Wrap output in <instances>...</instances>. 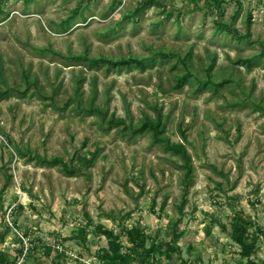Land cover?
Returning a JSON list of instances; mask_svg holds the SVG:
<instances>
[{
	"label": "rangeland",
	"instance_id": "1",
	"mask_svg": "<svg viewBox=\"0 0 264 264\" xmlns=\"http://www.w3.org/2000/svg\"><path fill=\"white\" fill-rule=\"evenodd\" d=\"M262 47L264 0H0V264H111L98 224L129 264H264ZM148 120L161 141L126 129ZM167 143L192 157L187 192ZM240 220L258 238L249 258L231 236ZM132 226L178 249L144 261Z\"/></svg>",
	"mask_w": 264,
	"mask_h": 264
},
{
	"label": "trees",
	"instance_id": "2",
	"mask_svg": "<svg viewBox=\"0 0 264 264\" xmlns=\"http://www.w3.org/2000/svg\"><path fill=\"white\" fill-rule=\"evenodd\" d=\"M217 1L218 0H214ZM213 0H206V3H211ZM221 29L230 31V32H235V29L228 26V24L221 23L220 24ZM262 56L264 55V47H262ZM168 53L160 52L156 54V57H168ZM256 58H251L248 60H245L249 66H252V62L256 59H259L260 57ZM78 59L82 60H87L89 62V66H102V65H107L112 68H118L121 66H129L131 64H136L145 67L146 65V60L140 59V58H130V59H111V58H90V57H77ZM188 75H184L181 78H179V85L182 84V82L186 81L188 78ZM199 85L201 87H211L214 90H218L222 85L223 82H214L212 80H207V81H199ZM92 111H96L97 113L101 114V110L98 109H91ZM112 123L117 124V122ZM164 126L162 120H157V121H145L144 124L140 127H135V126H127L126 129H129L128 132L130 133H139L142 132L146 129L150 131H154L157 133V135L154 137L156 141H161L159 138L160 136L158 133L162 132V127ZM182 136L184 139H187V135L185 131H182ZM167 149L172 151L175 154H178L182 157L184 160V163L182 166H180L182 169H184V179H185V188L186 192L191 186V184L194 181V166L192 164V157L190 153L188 152L186 146L183 143H167ZM47 164H62L66 169V171L69 174H75L76 169H69L67 163L60 158H54V159H48L46 160ZM11 183V177H9L4 186L3 190H5ZM187 199L185 198V202ZM184 208V205L182 206V210ZM96 227V231L99 232L100 234L105 235L108 240H109V247L103 251L102 257L105 258L106 262L111 263V264H129L130 263V257L127 256V254H124L122 252V241H121V235L116 234L112 229H109L108 227H104L102 224H98ZM124 234H126L128 242L135 248L137 251H146V257L144 258V261L150 256V254H153V252L157 251L160 248H166L165 251L168 253L169 257H172V252L178 249L177 247L175 248L171 242H167L165 244H162L161 246H157L156 244H152L150 247H148V235L145 232L143 228L140 226H132L124 229ZM231 236L233 239L240 245L241 247V255L244 257H251L257 250V243H258V238L254 237L252 238L249 228H248V223L245 220H240L239 222L235 223L234 228L231 232ZM180 237L179 234L175 233L174 235V240H177ZM24 249L22 248L21 252H23ZM52 251V246H48L46 253L48 255H51ZM0 261H7L6 258H0Z\"/></svg>",
	"mask_w": 264,
	"mask_h": 264
},
{
	"label": "built area",
	"instance_id": "3",
	"mask_svg": "<svg viewBox=\"0 0 264 264\" xmlns=\"http://www.w3.org/2000/svg\"><path fill=\"white\" fill-rule=\"evenodd\" d=\"M237 2H240V3H246L247 1H251V0H235Z\"/></svg>",
	"mask_w": 264,
	"mask_h": 264
}]
</instances>
